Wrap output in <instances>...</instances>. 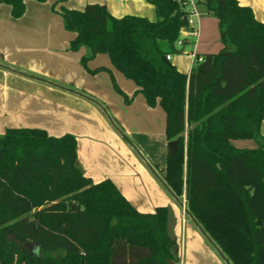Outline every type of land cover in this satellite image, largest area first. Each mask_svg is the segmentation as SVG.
Listing matches in <instances>:
<instances>
[{"label": "trees", "instance_id": "obj_1", "mask_svg": "<svg viewBox=\"0 0 264 264\" xmlns=\"http://www.w3.org/2000/svg\"><path fill=\"white\" fill-rule=\"evenodd\" d=\"M24 1L0 4L18 18ZM146 1L154 20L117 18L99 3L61 8L73 34L68 48H85L81 64L90 73L107 69L87 61L108 54L146 103L163 109L166 139L179 146L166 156L164 182L231 264H264V22L238 0H201L223 46L198 54L186 74L166 58L187 26L184 0ZM246 138L256 146L233 144ZM165 224V206L140 212L110 179L84 175L73 134L35 127L0 134V264L175 263L178 243Z\"/></svg>", "mask_w": 264, "mask_h": 264}, {"label": "crops", "instance_id": "obj_2", "mask_svg": "<svg viewBox=\"0 0 264 264\" xmlns=\"http://www.w3.org/2000/svg\"><path fill=\"white\" fill-rule=\"evenodd\" d=\"M55 2L56 5L52 11L51 5ZM238 2L249 6L251 10L255 8V3H264L263 0H238ZM87 3L104 4L108 12L117 18L135 15L149 20L155 19L154 7L146 0H46L44 2L25 0L24 13L18 18L11 16L9 5L0 4V134L9 127L41 128L52 136L69 132L79 135L83 132L79 128H85L87 132L97 130V135L109 134L108 139L112 138L110 143L113 145L112 150L103 151L109 153L110 164L106 166L104 164L106 156L99 153V157L94 160L92 158L87 162L81 160L79 162L81 168H79L94 182L105 178L110 179L127 197L128 193L126 194L123 190L120 182L126 181L124 177L129 172L140 175L144 174L145 170L141 162L138 163L137 160L135 162V157L128 149L131 146L125 140L127 139L144 155L143 158L152 169L160 166L165 172L168 141L165 135L166 114L158 104L151 107L146 103L143 95L136 91L135 83L112 66L108 54L97 53L87 61L86 65L91 70L107 69L90 73L81 64L85 48L81 47L77 50L68 48L73 34L64 29L59 15L60 9H82ZM199 12L201 14L198 20L200 33L202 25L205 29L208 26L209 30H215V23L218 24L217 19L214 17L215 20H213L209 16L212 14L204 8ZM253 14L257 20L259 19L258 21L264 22L256 9ZM186 27L180 31V42H183L184 49L190 46L186 37L188 35ZM40 42L42 44H38ZM194 46H190L185 53L184 50L181 51L183 54L190 55L191 62L188 64L183 57L169 58L179 71L186 74L190 71L196 61L192 52L196 56L204 53L195 51ZM112 80L130 99L128 102L115 90ZM82 94L95 99L98 103H93ZM102 108L109 114L115 127L122 131L123 138L115 135ZM261 129L264 130V120ZM95 165L98 166V170H93ZM99 167L104 171L99 170ZM125 170H127L126 174ZM183 203L186 206L184 201ZM166 205L172 206L177 218L175 229L179 227L181 235L186 233L191 243L188 251L192 260L194 253H197L193 262L209 264V259L199 257L203 254H200L196 248L195 244H198L210 256L213 255L211 257L218 264H221L216 252L209 248L210 244L206 242L207 240L205 241L202 233L199 234V229L183 213L178 204L175 205L173 200L168 198H163L158 204L165 207ZM135 206H137L135 209L140 212L154 211H143L144 206L140 202ZM175 229V239L178 240Z\"/></svg>", "mask_w": 264, "mask_h": 264}, {"label": "rangeland", "instance_id": "obj_3", "mask_svg": "<svg viewBox=\"0 0 264 264\" xmlns=\"http://www.w3.org/2000/svg\"><path fill=\"white\" fill-rule=\"evenodd\" d=\"M254 5H255L254 6L255 8H252L253 12L255 13V9H256L257 14L260 16V18L262 16V18L264 19V3L262 4L261 2H258V3H255ZM203 8L206 10V8L204 7V5L202 3L197 5V11L199 13V18L201 15L199 11H202ZM154 16H155V12H153V17ZM209 16L213 20H215L213 15H209ZM201 27H202L201 33L199 30V26H196L195 23L193 25H188L186 27V29L188 31V32L186 31V33L188 34L186 37L188 38V40L190 42V46L193 47L195 45L194 46L195 51H202L204 53L218 52L219 49L223 46V44H221L222 41L220 39V30L218 28V24L216 25V23H215V30H211V29L209 30L208 26L206 27V29L203 27V25ZM207 30H209V31L207 32ZM182 43L183 42H179V41L176 42L175 47H176L177 53L170 55V57H172L173 59H175L177 56L183 57V59H185L187 64H188L191 62V59L189 57L190 55L188 56L186 54H183V53H181V51L184 50L183 52L185 53L186 51H188L190 46H187L184 49V45ZM35 44H37V43H35ZM38 44H42V42H40ZM227 49L231 50L232 47L229 46ZM196 61H198V60L196 59ZM46 81L49 82V80H46ZM73 92H75V91H73ZM76 93H79V92H76ZM82 96L91 100L93 103H98L95 99L93 100L92 98L86 96L85 94H82ZM102 109H103V112L106 116L107 122L111 123L110 126H111L113 132L115 133V135L119 138H123L122 131L117 129V127H115V124L112 122L109 114L105 111L104 108H102ZM79 130L83 131V132H80L79 135L71 133L76 137V151H77V164H78V166L80 167L79 162H81V160L83 162H87V160H89L90 158H92L93 160L95 158H98L99 153L104 154L106 156L104 164L106 166H107V164H110L109 153L107 154V152L109 150L110 151L112 150L113 145H110L112 138L108 139L109 134L105 135L102 133L103 135L102 134L97 135V130L96 131L93 130V132L91 130L90 131L88 130V132H87V131H85V128L84 129L79 128ZM233 144L237 147L253 148L256 146L255 141L253 139H250V138L235 139V140H233ZM166 145H167V143H166ZM127 147H128V145H127ZM128 149H129L131 155L135 157V162H136V160L138 163L141 162L143 164L142 168H144V170H145L144 174H140V175H137L136 172L132 173V174L129 172L126 174L127 170H125V172H124L126 174L125 175L126 177H124V178H126V181H122L120 183H121L123 190L126 192V194L128 193L127 197H129L131 199L130 200L125 196L126 199L129 201V203L134 208L137 207V206H135L136 203H138V202L142 203V205L144 206V208H142L143 211L155 210V207H157L158 204L161 203L163 198H166V199L168 198L169 200L172 199L173 203L176 205V202H174V199L172 198V196L169 194V192L166 190V188L163 186V184L159 180L160 178L163 179V175H164V172L162 171L161 167L156 166V169H153L155 171V173L152 172V170L149 168V166L143 160L144 155H142L137 148L134 149V147L131 146V147H128ZM103 150H105V151L107 150V152L105 153V151H103ZM165 155L167 156V153ZM165 167H166V157H165L164 168ZM95 169L98 170V166H96V165L93 166V170H95ZM99 170H101L102 172L104 171L101 167H99ZM130 171H133V170H130ZM180 200L184 201L186 204L184 197L183 198L181 197ZM175 233H176V235H178V240L176 239V241H177L176 243H178V257L182 259V264H183V262H184V264H187V261H188V264H195L193 262V260L195 259V254H197V253H194V255H193L194 258L192 260V257L189 255V251H188V248L191 245V243L188 240L186 233H183L181 235V233L179 231V227H176ZM199 234H201V232ZM206 240L207 239L205 238V241ZM206 242L209 243L208 240ZM195 246L198 249L199 253L204 255V256L203 255L199 256L200 258L206 257V259H209V264H218L217 261H215V259L212 258L213 255H211L212 256L211 257L208 254V252L203 250V248L201 246H199L198 244H195ZM210 246H209V248H212V250H214L216 252V254L221 258L220 259L217 256L218 260L219 261L221 260V264H227L222 259V257L218 254L217 250L211 244H210ZM196 264H198V263H196Z\"/></svg>", "mask_w": 264, "mask_h": 264}, {"label": "water", "instance_id": "obj_4", "mask_svg": "<svg viewBox=\"0 0 264 264\" xmlns=\"http://www.w3.org/2000/svg\"><path fill=\"white\" fill-rule=\"evenodd\" d=\"M76 93V92H75ZM79 94V93H78ZM97 104V103H96ZM126 142L134 147V149H136V147L131 144L127 139ZM179 146H178V142L177 140L173 139V140H169L167 141V145H166V153L168 156H172L177 150H178ZM144 159V158H143ZM145 161V159H144ZM146 162V161H145ZM146 164L149 166V164L146 162ZM149 168L153 171V169L149 166ZM160 182L163 184V186L166 188V190L169 192V194L172 196V198L174 199V201L178 204V206L182 209L183 213L189 217V219L195 224V226L199 229V231L202 233V235L209 241V243L217 250L218 254L222 257V259L227 263V264H231L227 258L221 253V251L219 250V248L217 247V245L214 243V241L209 237V235L205 232V230L201 227V225L196 221V219L193 217V215H191V213L186 209L184 203L182 200H180L173 192L172 190L168 187V185L163 181V179H159ZM177 224V218L174 215V211L171 205H167L166 206V224H165V229H166V235L170 238V239H175V234H174V229L175 226ZM167 264H174L172 261H167Z\"/></svg>", "mask_w": 264, "mask_h": 264}, {"label": "built area", "instance_id": "obj_5", "mask_svg": "<svg viewBox=\"0 0 264 264\" xmlns=\"http://www.w3.org/2000/svg\"><path fill=\"white\" fill-rule=\"evenodd\" d=\"M201 0H184L182 1V5L187 13V26L193 25L194 23L198 26L199 13L197 11V5ZM180 42V40H178ZM192 56L197 60H200V56H196L194 52H192ZM167 59L170 58V55L166 56ZM16 264V263H14ZM174 264H182V259L178 257V260Z\"/></svg>", "mask_w": 264, "mask_h": 264}]
</instances>
